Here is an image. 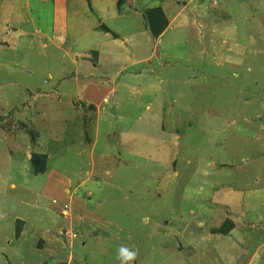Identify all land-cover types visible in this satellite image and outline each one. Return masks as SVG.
<instances>
[{
    "label": "rangeland",
    "instance_id": "374dc122",
    "mask_svg": "<svg viewBox=\"0 0 264 264\" xmlns=\"http://www.w3.org/2000/svg\"><path fill=\"white\" fill-rule=\"evenodd\" d=\"M82 1L61 3L68 41L47 47L34 32L52 39L54 0L15 1L20 36L0 51V264H120L122 245L131 264H264V0ZM153 8L161 34L171 22L160 46ZM89 79L99 102L79 94ZM30 142L51 153L44 174L22 155Z\"/></svg>",
    "mask_w": 264,
    "mask_h": 264
},
{
    "label": "crops",
    "instance_id": "0c3cea01",
    "mask_svg": "<svg viewBox=\"0 0 264 264\" xmlns=\"http://www.w3.org/2000/svg\"><path fill=\"white\" fill-rule=\"evenodd\" d=\"M15 1L16 0H12L11 2H12V4H13V6H12V9H13V11H9V9H8V7L6 6V9L8 10V14L7 15H3V24H4V26H5V34H4V36L3 37H1L0 38V46L1 45H6L5 47H0V51H6V52H8V50H9V48H10V46H11V44L12 43H15V41L18 39V37L20 36V34H19V30H18V28H15V26H12V25H14V24H12V22L14 21V18L15 17H17V18H19L20 20H21V18H22V14H21V8H16V5H15ZM66 2H68V0H65ZM64 2V0H54V5H55V8H56V17H55V20H54V24H53V32H52V35H51V37H52V39H50L49 37L50 36H48L47 35V33H45L44 32V34H42L41 35V33H42V29H40V27L39 28H37L36 29V31L34 32V34H38V37L39 38H41V42L43 43V46L44 47H47V45H48V43H52V44H54L55 46L56 45H58L59 43L60 44H65L67 41H68V9H67V11L66 12H61L60 10H62L63 9V5H61V3H63ZM78 3H84V1H82V0H75V3L74 4H76V5H78ZM73 4V5H74ZM3 6V8H4V4L2 5ZM60 10H59V9ZM159 8H161V7H159ZM154 9H158V8H153V9H149V10H147V11H151V10H154ZM162 9V8H161ZM163 10V9H162ZM146 11V12H147ZM122 12H123V15H126V10H122ZM164 12V11H163ZM137 13V12H136ZM76 14L77 13H75V15L72 13L71 15H72V17H75L76 16ZM164 14L166 15V13L164 12ZM166 17H167V15H166ZM168 19V18H167ZM77 22H78V19H71V23H72V26H71V30H72V32L73 31H75L76 30V26H77ZM75 23V25H73ZM170 21H169V19H168V27H167V29L165 30V32L163 33V34H161L160 36H158V37H155V39H154V41H155V43H154V45L155 46H160L162 43V36L167 32V30H168V28H169V25H170ZM11 26V27H10ZM99 27V28H98ZM148 27V26H147ZM85 29H87V32H92L93 33V35L94 36H100V39H105V37L104 36H102L101 37V34H103L105 31L102 29V25H99V26H96L95 24L94 25H90V26H85ZM106 33V32H105ZM75 35H76V33H75ZM106 36H107V38H106V43L108 42V43H110L111 41H112V36L113 35H111V33H106ZM42 37H44V39H42ZM114 37V36H113ZM114 38H116V37H114ZM115 42H117L116 40H115ZM149 43V42H148ZM99 47H101V45H99ZM58 48H60V47H58ZM165 49L166 50H170V48L169 47H165ZM15 51V50H14ZM171 51V50H170ZM155 53H157V51H155L154 49H152L151 50V55H153V56H155ZM14 55V52H13V54H12V56ZM97 57H96V59L94 60L93 58H94V56H92V59L95 61V64H94V67L96 68V69H98L99 71H100V73H98V74H101V73H106V70H104V63H103V61H104V57H106V55H104V54H100L99 52H96V54H95ZM165 55V54H164ZM90 56V57H89ZM77 57V56H76ZM91 58V55H87V57H86V59H90ZM3 59V58H2ZM146 60H152V58H151V56L149 55V56H147L146 58H145ZM125 61H126V59H125ZM137 61H140V59L139 60H136V61H134L133 63H136ZM1 62H2V60H1ZM8 62V61H7ZM13 62L14 61H11V62H9V63H7V64H13ZM3 63V62H2ZM74 64L75 65H77L78 66V61H77V59H76V61H74ZM93 65V64H92ZM165 65V64H164ZM84 65H79V67H80V70H82V68L81 67H83ZM80 75V74H79ZM90 77H92V76H89V74H87V78H90ZM86 78V79H87ZM93 86L94 85H92V84H90V79L89 80H87V81H85V84L84 85H80V83H79V89L80 90H78L79 91V94H81L82 93V89H84V91H87V92H85V94H88V101L87 102H92V103H94V102H99L102 98V96L100 97V95H101V93H96V91L93 89ZM97 86V88L98 89H103V88H100V86H98V85H96ZM105 90V89H104ZM95 92V93H94ZM104 95V94H103ZM62 96H64V97H66V94L65 93H63V95ZM106 96V95H105ZM104 96V97H105ZM103 97V100L104 99H106V98H104ZM59 101H62L60 98H59ZM41 137V136H40ZM40 139V138H39ZM54 140H56L57 141V139H54ZM38 142H39V140H38ZM31 142L30 143H28L27 144V146H28V151H26L25 153H23L22 155H26V154H28L27 156V158H26V160H31V157H32V155H31ZM36 145H38V143H36ZM38 147H39V145H38ZM37 151V153L38 154H44V155H47V157H48V160H47V168H48V164H49V159H50V157H52L51 156V153L50 154H48L46 151L44 152V150H41V149H37L36 150ZM36 153V152H35ZM33 154V153H32ZM24 158H25V156H24ZM50 168V167H49ZM263 193H264V190H263ZM227 219H230V218H227ZM232 222V221H231ZM78 233H83L82 231H78ZM47 241H45V243H46ZM45 246H48V244H44V247ZM52 246V245H51Z\"/></svg>",
    "mask_w": 264,
    "mask_h": 264
},
{
    "label": "trees",
    "instance_id": "16d2710c",
    "mask_svg": "<svg viewBox=\"0 0 264 264\" xmlns=\"http://www.w3.org/2000/svg\"><path fill=\"white\" fill-rule=\"evenodd\" d=\"M123 2L124 1L122 0L119 3V5H121V3H123ZM155 11H157V10H155ZM155 11H153V10L147 11L145 16H146V19L148 21L149 31L153 34V36L158 37L161 35L163 30L167 26V20H166V16L164 13H162L160 10H158L157 12H155ZM102 29L104 31H107L108 33L111 32V30L109 28H107V26L104 27V25H102ZM113 34H114V37H117L116 33L113 32ZM47 160H48L47 155L38 154L37 152L32 154L30 161H31V164L33 166V172L35 175L44 174L47 172ZM227 229L228 230L230 229V231L233 229V226L231 223L227 227H226V223H225L223 225V227H221L220 229H217L215 231V233L227 235V233H228Z\"/></svg>",
    "mask_w": 264,
    "mask_h": 264
},
{
    "label": "clouds",
    "instance_id": "9594fccd",
    "mask_svg": "<svg viewBox=\"0 0 264 264\" xmlns=\"http://www.w3.org/2000/svg\"><path fill=\"white\" fill-rule=\"evenodd\" d=\"M63 210L64 208L62 209V214ZM137 254V251L122 245L117 250V259L120 260V264H131V262L136 260Z\"/></svg>",
    "mask_w": 264,
    "mask_h": 264
},
{
    "label": "built area",
    "instance_id": "2783aa9c",
    "mask_svg": "<svg viewBox=\"0 0 264 264\" xmlns=\"http://www.w3.org/2000/svg\"><path fill=\"white\" fill-rule=\"evenodd\" d=\"M64 208H66V206L64 207ZM64 211V210H63ZM64 215V214H63Z\"/></svg>",
    "mask_w": 264,
    "mask_h": 264
}]
</instances>
